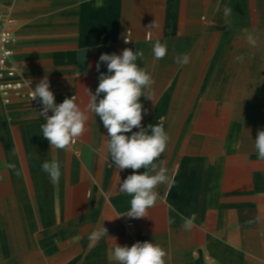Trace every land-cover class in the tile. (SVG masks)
<instances>
[{
	"label": "crops",
	"instance_id": "0c3cea01",
	"mask_svg": "<svg viewBox=\"0 0 264 264\" xmlns=\"http://www.w3.org/2000/svg\"><path fill=\"white\" fill-rule=\"evenodd\" d=\"M0 14L14 20L11 65L24 91L47 76L57 104L75 95L86 108L88 89L107 74L105 63L96 70L101 54L143 51L137 64L155 83L153 101L140 98L141 123L151 134L163 121L170 141L161 159L174 176L155 189L148 217L122 216L132 197L119 185L133 170L110 160L100 117L88 113L70 150L51 148L42 105L16 94L6 103L0 91V264H117L116 244L144 241L166 251V264H264V160L254 147L264 130V0H0ZM156 40L167 45L160 60ZM183 53L190 63L180 66ZM52 160L57 184L41 169ZM102 226L108 235L90 239Z\"/></svg>",
	"mask_w": 264,
	"mask_h": 264
},
{
	"label": "clouds",
	"instance_id": "9594fccd",
	"mask_svg": "<svg viewBox=\"0 0 264 264\" xmlns=\"http://www.w3.org/2000/svg\"><path fill=\"white\" fill-rule=\"evenodd\" d=\"M232 11L230 7L224 8L225 24L229 27L231 20L228 18ZM155 26L153 22L147 26V30L150 32ZM243 32L249 46L256 47L257 36L247 29ZM129 36L130 32L123 36L125 44L132 42ZM152 52L155 60L163 59L167 55L166 43L156 40ZM143 56V51L134 52L130 48H125L119 55L101 54L96 63V70L100 72L101 63H105L107 74L100 72L99 84L94 94L88 89L89 102L84 109L77 103L75 95L66 97L62 103L57 104L47 76L36 84L30 94L31 101L39 98L37 102L42 105L39 115L46 122L41 125V131L51 148L70 150L86 131L88 113L100 117L108 133L106 138L110 160L119 171L133 170V173L120 183L119 190L132 197L130 210L122 216L134 219L148 217V210L156 204L159 195L155 189L160 184L171 187L174 182V176L169 174L164 166L165 162L161 159L170 141L163 121L148 126L151 134L141 123L147 110L143 108L140 98L143 96L153 101L152 85L155 83L151 74L137 64L138 59L142 60ZM243 59V56L235 57L238 62H243ZM174 62L185 66L190 63V55L179 54L174 57ZM101 93L104 96L98 100ZM49 111L52 115H49ZM134 128L140 130L133 132ZM254 147L259 159L264 160V130L257 133ZM9 167L15 168V165L10 164ZM141 168L144 171L138 173L137 170ZM41 169L48 174L50 182L59 183L61 171L58 160L43 162ZM19 174L17 172V175ZM193 220L194 217L184 219V230L190 231L193 228ZM105 235H108V230L102 226L91 233L90 239L99 240ZM111 255L117 264H166L167 253L159 245L144 241L136 242L131 247L116 244Z\"/></svg>",
	"mask_w": 264,
	"mask_h": 264
},
{
	"label": "built area",
	"instance_id": "2783aa9c",
	"mask_svg": "<svg viewBox=\"0 0 264 264\" xmlns=\"http://www.w3.org/2000/svg\"><path fill=\"white\" fill-rule=\"evenodd\" d=\"M14 20L8 15L0 14V91L6 103H10L12 94L25 95L30 102L39 106L37 100L31 101L32 90L24 91L27 82L18 79V69L11 65L13 57L12 44Z\"/></svg>",
	"mask_w": 264,
	"mask_h": 264
},
{
	"label": "rangeland",
	"instance_id": "374dc122",
	"mask_svg": "<svg viewBox=\"0 0 264 264\" xmlns=\"http://www.w3.org/2000/svg\"><path fill=\"white\" fill-rule=\"evenodd\" d=\"M197 87V86H196Z\"/></svg>",
	"mask_w": 264,
	"mask_h": 264
}]
</instances>
